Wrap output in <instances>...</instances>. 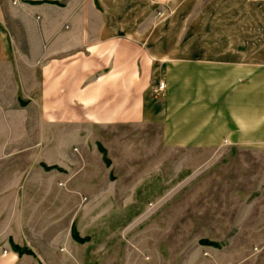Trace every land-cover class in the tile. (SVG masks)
Listing matches in <instances>:
<instances>
[{
    "label": "crops",
    "instance_id": "1",
    "mask_svg": "<svg viewBox=\"0 0 264 264\" xmlns=\"http://www.w3.org/2000/svg\"><path fill=\"white\" fill-rule=\"evenodd\" d=\"M221 1L0 0V264H73L74 195L43 184L71 188L117 128L264 152V48Z\"/></svg>",
    "mask_w": 264,
    "mask_h": 264
},
{
    "label": "rangeland",
    "instance_id": "2",
    "mask_svg": "<svg viewBox=\"0 0 264 264\" xmlns=\"http://www.w3.org/2000/svg\"><path fill=\"white\" fill-rule=\"evenodd\" d=\"M215 11L264 48V0ZM102 140L71 188L43 184V195H74V236L87 240H74L73 264H264V152L164 147L145 125Z\"/></svg>",
    "mask_w": 264,
    "mask_h": 264
},
{
    "label": "trees",
    "instance_id": "3",
    "mask_svg": "<svg viewBox=\"0 0 264 264\" xmlns=\"http://www.w3.org/2000/svg\"><path fill=\"white\" fill-rule=\"evenodd\" d=\"M102 152L104 153V150H102ZM104 160L106 163H108V160L104 157ZM75 239L79 242H84L86 239L85 238H79L78 236L75 235ZM207 244H213L211 242H207ZM14 250H19L16 246H12Z\"/></svg>",
    "mask_w": 264,
    "mask_h": 264
},
{
    "label": "built area",
    "instance_id": "4",
    "mask_svg": "<svg viewBox=\"0 0 264 264\" xmlns=\"http://www.w3.org/2000/svg\"><path fill=\"white\" fill-rule=\"evenodd\" d=\"M163 88V82L162 81H159L158 82V85L155 87V89L154 90H161Z\"/></svg>",
    "mask_w": 264,
    "mask_h": 264
}]
</instances>
